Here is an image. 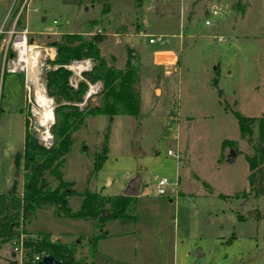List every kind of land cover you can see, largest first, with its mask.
<instances>
[{"label": "rangeland", "instance_id": "rangeland-1", "mask_svg": "<svg viewBox=\"0 0 264 264\" xmlns=\"http://www.w3.org/2000/svg\"><path fill=\"white\" fill-rule=\"evenodd\" d=\"M20 1L0 0V29L10 27ZM22 10L7 57L26 29L27 47L41 52L40 76L6 73L0 65V213L5 206L21 210L26 172L14 159L35 129L33 86L40 80L46 93V73L58 68L47 60L70 34H104L100 56L119 70L132 52L139 114L111 121L89 116L72 134L62 166V179L75 193L67 206L77 211L86 189L119 196L136 179L139 190L129 197L134 220L100 225L38 209L22 220L20 238L47 234L72 247L76 260L94 264H264V198L250 192L245 160L254 154L257 119L264 115V0H27ZM173 55L175 63L164 66ZM2 57L0 51V64ZM83 64L78 74L70 70ZM91 67L90 59L65 66L73 89L86 86L82 101L73 103L80 109L99 103L102 84L83 76ZM234 113L255 119L251 135H240ZM104 147L106 159L96 172L94 160ZM163 178L178 179L177 200L156 194ZM100 234L92 256L89 239ZM13 246L2 245L0 264H19ZM37 255L22 246V264Z\"/></svg>", "mask_w": 264, "mask_h": 264}, {"label": "trees", "instance_id": "trees-1", "mask_svg": "<svg viewBox=\"0 0 264 264\" xmlns=\"http://www.w3.org/2000/svg\"><path fill=\"white\" fill-rule=\"evenodd\" d=\"M137 5L142 0H133ZM20 5L15 11L18 12ZM20 18V17H19ZM19 20V19H18ZM18 25V24H17ZM105 40L104 34L95 33L89 38L79 34H70L62 37L56 44V58L47 60L56 70L46 73V93L54 99V124L49 132L52 135V144L49 147L35 146L34 142L24 143L21 153L15 156L14 162L21 164L24 175L21 210L5 209L0 213V248L2 245L18 241L21 234L19 228L23 219L32 217L38 209H51L55 217L94 220L102 225L109 219L134 220L133 205L129 197L100 196L86 189L82 194V202L77 211L73 212L67 206L69 197L74 196L71 182L63 181L62 166L65 156L70 152L72 134L79 130L89 116H104L111 121L115 116H132L139 114V94L136 90L137 72L130 60L133 56L128 51V60L125 70L109 66L100 56L99 45ZM90 59L92 67L83 73L85 78L92 82H100L102 90L99 93L97 107L85 106L83 109L73 105L82 101L86 90L84 84L73 89L69 84L70 72L65 66L73 61ZM64 103V104H63ZM241 136L252 134V125L255 119L234 113ZM103 154L96 156L93 169L98 171L106 159V148ZM248 167V187L255 197L264 198V115L257 119V143L254 154L245 157ZM57 183L52 185L51 182ZM105 235L100 234L89 239V251L96 254V243ZM23 246L32 248L33 252L44 256H52L62 264H94L91 261H78L74 258V249L67 244L54 243L47 234H40L33 240H22ZM13 264H16L13 262ZM30 264V262L26 263Z\"/></svg>", "mask_w": 264, "mask_h": 264}, {"label": "bare ground", "instance_id": "bare-ground-1", "mask_svg": "<svg viewBox=\"0 0 264 264\" xmlns=\"http://www.w3.org/2000/svg\"><path fill=\"white\" fill-rule=\"evenodd\" d=\"M24 42V38H19L15 44V47L19 46L20 48V57L18 58V61L13 64V72H25L28 75L32 74L36 78H39V68L41 66V52L37 50V48L29 49L27 45L24 44ZM84 66V64L82 66L73 65L70 70H72L75 74H78L82 70H85ZM93 92L94 88L89 91V96L94 94ZM32 94L34 96L35 105V108L32 109V115L35 118L36 124L43 128L44 132L41 134V136L42 141L46 143L50 141L51 136L48 129L54 121V116L52 112L53 101L46 95L45 89L41 84L40 80H37L35 82Z\"/></svg>", "mask_w": 264, "mask_h": 264}, {"label": "built area", "instance_id": "built-area-1", "mask_svg": "<svg viewBox=\"0 0 264 264\" xmlns=\"http://www.w3.org/2000/svg\"><path fill=\"white\" fill-rule=\"evenodd\" d=\"M27 0H23L19 11L17 13V16L14 18V20L12 21V23L10 24V27L8 29H0V51L3 52V60H2V70L6 73H17V72H13V64L16 63L18 61V50L20 49L19 46L15 47L16 42L18 41L19 38H24V44L26 45V35L28 34L26 29H22L19 31L20 35L15 37V42L12 43V53L7 57V52L9 49V44H10V39L14 37L15 34H17V30H15V28H18L17 25V20L19 19L21 13H22V9L24 8L25 4H26ZM4 36L7 37L6 40H3ZM144 36V35H143ZM3 40V41H2ZM154 39L152 37L148 38V43L149 44H154ZM13 50L15 51V53H17V58L14 61L13 58L16 57V54L13 52ZM176 61V55H173V59L164 61L166 62L164 64L165 65H172L174 64ZM27 83V82H26ZM26 88L29 92V87L26 85ZM92 89V88H91ZM90 89V90H91ZM98 91V90H97ZM95 93V90L94 92ZM167 155L172 156L174 155V153L171 150L167 151ZM177 157V156H176ZM178 180V179H177ZM177 180L176 182H174L173 184H170L167 179L163 178L160 179L157 183V188H156V194L159 196H174V198H176V193H177ZM171 187V188H169ZM177 200V198H176ZM14 246H13V252L18 254V262L19 264H22V239L19 238L18 241L13 242ZM43 258V255H37L34 256L32 258V260L30 261V264H37L38 262H40Z\"/></svg>", "mask_w": 264, "mask_h": 264}, {"label": "water", "instance_id": "water-1", "mask_svg": "<svg viewBox=\"0 0 264 264\" xmlns=\"http://www.w3.org/2000/svg\"><path fill=\"white\" fill-rule=\"evenodd\" d=\"M157 94V92H156ZM91 96V95H90ZM89 93L87 95V99L90 97ZM54 108H52V112L54 111ZM54 116V113H53ZM54 124V121L52 122V124L49 126L50 127ZM44 132L43 128L41 126H39L38 124L35 125V129L32 131L31 133V139L34 142L35 146H39L42 144V136L41 134ZM51 136V135H50ZM52 138V137H51ZM50 138V139H51ZM235 160V156H234V152L231 150L228 157H227V161L229 163L234 162ZM138 190H139V181L138 180H133L131 181L128 186L126 187L124 193L122 196L124 197H136L138 196ZM128 221L126 220H121V223H127ZM37 264H62L61 262L55 260L52 256L48 255V256H44L42 258V260L40 262H38Z\"/></svg>", "mask_w": 264, "mask_h": 264}, {"label": "crops", "instance_id": "crops-1", "mask_svg": "<svg viewBox=\"0 0 264 264\" xmlns=\"http://www.w3.org/2000/svg\"><path fill=\"white\" fill-rule=\"evenodd\" d=\"M174 54H176V53H174ZM0 65H1V69H2V61H1V64Z\"/></svg>", "mask_w": 264, "mask_h": 264}]
</instances>
